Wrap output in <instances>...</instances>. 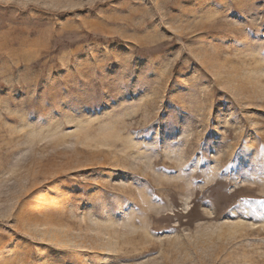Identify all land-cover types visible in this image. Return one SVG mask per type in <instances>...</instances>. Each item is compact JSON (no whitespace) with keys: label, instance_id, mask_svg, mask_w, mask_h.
Returning <instances> with one entry per match:
<instances>
[{"label":"rangeland","instance_id":"374dc122","mask_svg":"<svg viewBox=\"0 0 264 264\" xmlns=\"http://www.w3.org/2000/svg\"><path fill=\"white\" fill-rule=\"evenodd\" d=\"M0 264H264V0H0Z\"/></svg>","mask_w":264,"mask_h":264}]
</instances>
